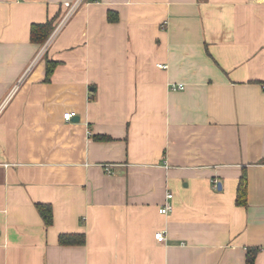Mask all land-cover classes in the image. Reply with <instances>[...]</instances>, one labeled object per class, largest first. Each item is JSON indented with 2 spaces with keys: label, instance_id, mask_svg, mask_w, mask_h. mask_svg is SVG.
<instances>
[{
  "label": "crops",
  "instance_id": "crops-1",
  "mask_svg": "<svg viewBox=\"0 0 264 264\" xmlns=\"http://www.w3.org/2000/svg\"><path fill=\"white\" fill-rule=\"evenodd\" d=\"M74 1L0 0V264H264V0Z\"/></svg>",
  "mask_w": 264,
  "mask_h": 264
},
{
  "label": "trees",
  "instance_id": "trees-1",
  "mask_svg": "<svg viewBox=\"0 0 264 264\" xmlns=\"http://www.w3.org/2000/svg\"><path fill=\"white\" fill-rule=\"evenodd\" d=\"M110 19V17H109ZM53 30V20H48L42 24H32L30 26V39L36 43H43ZM56 62L46 60V75L45 79L48 80L53 67ZM99 139H104L105 136H97ZM246 197V178L244 172L238 180L236 188V203L240 205L245 204ZM38 211L45 223L50 225L52 220L51 209L49 204H37ZM58 242L62 245L83 244L84 235L82 233H62L58 236ZM256 248L250 249L247 252V262L251 264L256 254Z\"/></svg>",
  "mask_w": 264,
  "mask_h": 264
},
{
  "label": "built area",
  "instance_id": "built-area-1",
  "mask_svg": "<svg viewBox=\"0 0 264 264\" xmlns=\"http://www.w3.org/2000/svg\"><path fill=\"white\" fill-rule=\"evenodd\" d=\"M82 0H75L74 2H72L71 4L69 2H65V5L68 7V10L65 14V17H68V15H70L73 10L81 3ZM94 2H97L99 0H92ZM158 67L163 68L165 67L164 64H157ZM171 89H183L184 88V84L183 83H177V84H171ZM75 113L74 112H65L63 114V118L65 120H69L72 116H74ZM214 186H216L214 184ZM172 197V194L170 192H167L165 195V202L164 204L158 209V212L161 214H166L171 210V204H170V198ZM154 237L157 241L162 242L165 240V234L162 231H157L154 234Z\"/></svg>",
  "mask_w": 264,
  "mask_h": 264
}]
</instances>
